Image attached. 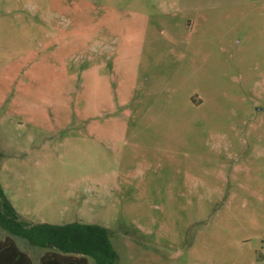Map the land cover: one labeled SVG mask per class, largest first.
Listing matches in <instances>:
<instances>
[{"label": "rangeland", "instance_id": "374dc122", "mask_svg": "<svg viewBox=\"0 0 264 264\" xmlns=\"http://www.w3.org/2000/svg\"><path fill=\"white\" fill-rule=\"evenodd\" d=\"M0 187L116 264H264V0H0Z\"/></svg>", "mask_w": 264, "mask_h": 264}, {"label": "trees", "instance_id": "16d2710c", "mask_svg": "<svg viewBox=\"0 0 264 264\" xmlns=\"http://www.w3.org/2000/svg\"><path fill=\"white\" fill-rule=\"evenodd\" d=\"M0 228L9 234L0 240V264H34L11 236L43 250L37 264H89V258L95 264H116L118 259L107 228L78 222L52 225L26 221L11 206L1 187Z\"/></svg>", "mask_w": 264, "mask_h": 264}]
</instances>
